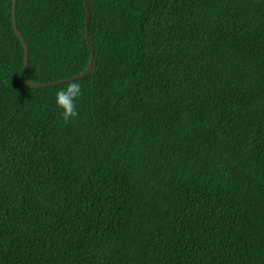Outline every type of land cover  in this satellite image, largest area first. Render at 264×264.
<instances>
[{
    "label": "trees",
    "instance_id": "obj_1",
    "mask_svg": "<svg viewBox=\"0 0 264 264\" xmlns=\"http://www.w3.org/2000/svg\"><path fill=\"white\" fill-rule=\"evenodd\" d=\"M0 0V264H264V0Z\"/></svg>",
    "mask_w": 264,
    "mask_h": 264
},
{
    "label": "clouds",
    "instance_id": "obj_2",
    "mask_svg": "<svg viewBox=\"0 0 264 264\" xmlns=\"http://www.w3.org/2000/svg\"><path fill=\"white\" fill-rule=\"evenodd\" d=\"M82 96V85L75 81L69 82L66 87L56 91L55 103L60 116L66 123L71 122L79 116V102Z\"/></svg>",
    "mask_w": 264,
    "mask_h": 264
},
{
    "label": "water",
    "instance_id": "obj_3",
    "mask_svg": "<svg viewBox=\"0 0 264 264\" xmlns=\"http://www.w3.org/2000/svg\"><path fill=\"white\" fill-rule=\"evenodd\" d=\"M16 1L17 0H12V16H13V18H14V13H15V9H16ZM84 5H85V12H86L85 13V36H86V40H87V46H88V49L90 51V61L87 65L86 69L84 70V72L82 74L76 76V77H73V78L42 83L39 85L29 83L27 75H26V73H24L25 80L29 86H31L33 88H45V87L55 86V85L71 82V81L76 80V79H81L91 71L93 63H94V51L92 49V45L90 44V40H89L90 37H89V33H88V25H89V21H90V9H89V5H88L87 0H84ZM23 47H24V66L26 68L27 67V47H26L24 42H23Z\"/></svg>",
    "mask_w": 264,
    "mask_h": 264
},
{
    "label": "rangeland",
    "instance_id": "obj_4",
    "mask_svg": "<svg viewBox=\"0 0 264 264\" xmlns=\"http://www.w3.org/2000/svg\"><path fill=\"white\" fill-rule=\"evenodd\" d=\"M86 13V12H85ZM89 23H90V21H89ZM12 26H13V29H14V31H15V33H16V35L18 36V38L19 37H21L22 39H23V42H24V38H23V34L18 30V28H17V26H16V16H15V13H14V18H13V16H12ZM84 28H85V22H84ZM88 33H89V25H88ZM90 37V36H89ZM85 38H86V36H85ZM89 40H90V38H89ZM86 42H87V40H86ZM25 43V42H24ZM25 45H26V43H25ZM26 47H27V45H26ZM93 49V48H92ZM24 50V49H23ZM89 50V49H88ZM27 58H28V48H27Z\"/></svg>",
    "mask_w": 264,
    "mask_h": 264
}]
</instances>
